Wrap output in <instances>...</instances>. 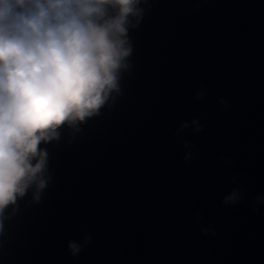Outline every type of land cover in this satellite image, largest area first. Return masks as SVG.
<instances>
[{"label": "clouds", "instance_id": "clouds-1", "mask_svg": "<svg viewBox=\"0 0 264 264\" xmlns=\"http://www.w3.org/2000/svg\"><path fill=\"white\" fill-rule=\"evenodd\" d=\"M145 4L148 0H143ZM141 0H0V233L4 211L35 183L46 186L41 141L98 112L129 65L130 16ZM111 6L116 14L107 15ZM135 26V25H133ZM201 90L198 95H203ZM196 130L202 125L193 121ZM187 121L181 128L188 127ZM233 191L225 203L235 202ZM207 231V229H205ZM72 252L82 247L70 241Z\"/></svg>", "mask_w": 264, "mask_h": 264}]
</instances>
